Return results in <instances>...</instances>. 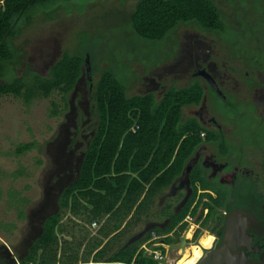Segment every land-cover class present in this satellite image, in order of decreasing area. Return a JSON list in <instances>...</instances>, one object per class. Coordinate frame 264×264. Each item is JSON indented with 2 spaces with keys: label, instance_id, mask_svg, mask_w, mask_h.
<instances>
[{
  "label": "rangeland",
  "instance_id": "rangeland-1",
  "mask_svg": "<svg viewBox=\"0 0 264 264\" xmlns=\"http://www.w3.org/2000/svg\"><path fill=\"white\" fill-rule=\"evenodd\" d=\"M136 2L49 0L34 7L39 16L14 42L23 51L16 74L29 67L47 76L63 53L89 46L92 67L112 70L127 86V96L152 93L158 101L168 88H186L197 80L204 88L202 101L184 107L183 120L201 117L205 128H214L209 123L212 117L223 129L224 141L205 143L195 155L204 159L215 153L219 162L251 166L258 172L259 161H264V0H216L228 18L238 22L228 21L225 41L193 26H180L161 41L142 39L128 18ZM201 69L212 76L225 98L195 75ZM98 79L99 74L93 76L92 84ZM62 97L53 92L26 106L18 98L0 95V264L24 257L43 221L57 212L58 198L76 179L95 132L97 117L85 73L65 102ZM29 142L35 143L34 149L14 154L18 144ZM189 193L184 172L155 199L148 216L109 242L107 256L153 227H162L167 219L160 211L168 204L171 211H178ZM101 226L102 222L93 226L66 213L58 233L60 259L77 255L76 264H94L87 253L95 240L105 243ZM201 232L209 233L200 228L194 240ZM153 250L164 253L163 248ZM175 255L176 250L169 253ZM147 264L159 263L151 259Z\"/></svg>",
  "mask_w": 264,
  "mask_h": 264
},
{
  "label": "trees",
  "instance_id": "trees-1",
  "mask_svg": "<svg viewBox=\"0 0 264 264\" xmlns=\"http://www.w3.org/2000/svg\"><path fill=\"white\" fill-rule=\"evenodd\" d=\"M46 1L0 0V95L13 96L28 106L38 97L58 92L65 102L85 73L88 54L91 78L99 74L94 85L92 79L88 80L97 124L76 179L58 198L57 212L43 221L26 255L13 264H76L77 255L61 260L58 254V233L66 213L83 217L88 223L102 222L99 233L106 241L95 240L87 253L94 264H147L151 259L139 248L150 239L152 231L164 235L174 229L183 230L179 224L187 214L195 216L199 207L197 222L205 228L215 209L224 207V186L209 180L199 164L192 165L187 174L191 191L183 206L173 212L168 204L160 211L168 221L166 225L153 227L107 256L109 242L148 216L155 199L186 172L196 149L205 143L224 141L223 134L208 131L196 118L183 120V108L198 106L202 101L204 88L199 81L186 88H168L158 101L152 93L127 96V86L112 70L92 67L93 49L89 46L78 53H63L47 76L29 67L17 75L23 51L14 44L15 39L39 16L34 7ZM41 14L49 18L47 10ZM128 18L134 33L151 42L163 40L180 26H193L225 41L228 21L238 23L222 12L216 0H137ZM135 125L138 129L132 132ZM35 146L33 142L20 143L14 154L22 155ZM201 190L214 191L218 197ZM205 208L208 213L201 220Z\"/></svg>",
  "mask_w": 264,
  "mask_h": 264
},
{
  "label": "flooded vegetation",
  "instance_id": "flooded-vegetation-1",
  "mask_svg": "<svg viewBox=\"0 0 264 264\" xmlns=\"http://www.w3.org/2000/svg\"><path fill=\"white\" fill-rule=\"evenodd\" d=\"M193 118L204 125L201 117ZM209 123L214 128L206 126L207 128L224 135L223 129L212 117ZM201 146L192 156V165L199 164L209 180L224 186V207L216 208L209 217L205 227L209 233H203L199 237L198 245L189 246L188 237L191 232L185 228L181 231L174 229L167 234V238L171 239L169 245L179 244L182 237L186 243V249L180 253L174 264H194L201 256L202 248H210L213 242L214 248L208 255L207 264H264V161H259L258 172L254 173L249 168L251 166H230L227 161H217L215 153L201 159L200 154L195 155ZM192 165H188L190 169ZM187 167L186 175L190 171H187ZM199 192L218 197L211 190ZM204 210L207 209L202 211L203 218L208 213L207 210L203 215ZM167 223L166 220L164 225Z\"/></svg>",
  "mask_w": 264,
  "mask_h": 264
},
{
  "label": "built area",
  "instance_id": "built-area-1",
  "mask_svg": "<svg viewBox=\"0 0 264 264\" xmlns=\"http://www.w3.org/2000/svg\"><path fill=\"white\" fill-rule=\"evenodd\" d=\"M138 129V126L135 125L131 128L132 132H135V130ZM201 209L199 211L198 214H196L195 216H193L192 214H187L185 216V218L183 219V221L179 224V226H184L185 230H189L191 232L190 236L188 237V240L190 241V245L195 244L199 237L204 233L201 232L198 236V238L196 240H194L195 238V234L196 232L201 228L200 227V221L197 222V218L198 215L200 214ZM207 212V210H204L203 215H205ZM204 219L203 217H201V220ZM93 226L96 225V222L92 223ZM168 237L167 234L164 235H158L155 232H151V236L150 239L145 242L144 244H142L139 248V251L143 253L144 256H147L149 259H152L154 261H160V260H165L166 264H174L177 259L180 256V253L182 252L181 249L179 248L176 251V255L173 257L169 256V253L171 251H173L174 249H169V243L165 241V239ZM159 246V248H157ZM163 248L164 249V253H162L159 250H153V249H160ZM160 264V263H159Z\"/></svg>",
  "mask_w": 264,
  "mask_h": 264
},
{
  "label": "water",
  "instance_id": "water-1",
  "mask_svg": "<svg viewBox=\"0 0 264 264\" xmlns=\"http://www.w3.org/2000/svg\"><path fill=\"white\" fill-rule=\"evenodd\" d=\"M84 65H85L84 68H85L86 78H87V80L90 81L92 78H91V68H90V62H89V56H88V54L85 57V63H84ZM195 75L196 76H202L207 81V83L216 91V93L220 97L225 98L223 96L222 92L220 91V89L218 88V86L216 84V81L212 78V76L205 69L198 70L195 73ZM189 170H190V166L187 167V171H189ZM157 248H159V246ZM177 248H180L181 251H184L186 249V243H185L184 237H182L180 239V243L179 244H177V245H173V244L172 245H169V249H174L175 250ZM213 248H214V242L212 243V245H211L210 248L203 249L202 256L194 264H207V262H208V255L213 251ZM145 257L148 258L147 256H145ZM156 262L157 263H160V264H166V261L165 260H160V261H156Z\"/></svg>",
  "mask_w": 264,
  "mask_h": 264
},
{
  "label": "bare ground",
  "instance_id": "bare-ground-1",
  "mask_svg": "<svg viewBox=\"0 0 264 264\" xmlns=\"http://www.w3.org/2000/svg\"><path fill=\"white\" fill-rule=\"evenodd\" d=\"M198 244H199V243H198V241H197V243H195V245H198ZM211 245H212V244H211ZM210 247H211V246H210ZM203 249H208V248H202V252H203ZM201 256H202V254H201ZM201 256H200V257H201ZM200 257L198 258V260L200 259ZM198 260H197V261H198ZM197 261H196V262H197ZM196 262H195V263H196Z\"/></svg>",
  "mask_w": 264,
  "mask_h": 264
}]
</instances>
